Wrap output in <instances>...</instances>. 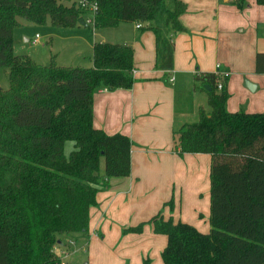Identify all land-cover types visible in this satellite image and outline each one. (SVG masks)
Instances as JSON below:
<instances>
[{
  "label": "trees",
  "instance_id": "trees-1",
  "mask_svg": "<svg viewBox=\"0 0 264 264\" xmlns=\"http://www.w3.org/2000/svg\"><path fill=\"white\" fill-rule=\"evenodd\" d=\"M88 1L98 5L99 29L140 23L152 31L156 67L168 74L174 69V37L186 30L185 2ZM88 12L77 0H0V67L9 69L10 84L0 89V264H64L57 249L67 246V237L89 232L97 194L112 178L131 175L133 142L95 127L94 95L133 87L134 48L96 42L87 68L42 65L14 51L19 17L75 27L87 23ZM257 72L264 73V53L257 55ZM220 81L213 72L195 75V89L208 93L210 110L201 108L196 122L174 133L180 156H212L210 232L166 219L162 210L124 230L141 233L152 224L155 233L167 235L164 264H264V113L229 112L228 80L221 90ZM165 206L173 210V200Z\"/></svg>",
  "mask_w": 264,
  "mask_h": 264
},
{
  "label": "crops",
  "instance_id": "crops-1",
  "mask_svg": "<svg viewBox=\"0 0 264 264\" xmlns=\"http://www.w3.org/2000/svg\"><path fill=\"white\" fill-rule=\"evenodd\" d=\"M182 1L187 5L181 15L186 30L174 37V69L169 74L156 67L152 31L136 23L99 31V42L128 44L135 50L133 87L94 95L95 127L108 134L123 133L133 142L131 175L112 178L109 189L97 194L89 232L67 237V246L57 249L66 264H144L146 258L164 264L167 235L155 233L152 224L141 233L124 232L161 210L166 219L210 232L212 156H180L174 150L175 131L196 122L201 108L210 110L208 93L195 89L196 74L215 73L220 65L230 71L227 110L264 113V73L257 72V55L264 53V3L246 0L240 8L233 0ZM191 198L195 208L182 219L183 204ZM202 199L205 209L199 205ZM170 200L173 210L165 206ZM70 240L75 244L69 245ZM68 247L71 253L64 257Z\"/></svg>",
  "mask_w": 264,
  "mask_h": 264
},
{
  "label": "rangeland",
  "instance_id": "rangeland-1",
  "mask_svg": "<svg viewBox=\"0 0 264 264\" xmlns=\"http://www.w3.org/2000/svg\"><path fill=\"white\" fill-rule=\"evenodd\" d=\"M66 3L71 4L73 2ZM18 19L21 22V26L14 33L15 53L20 56H30L42 65L56 64L58 66L92 67L93 45L101 39L99 31L114 30L99 29L92 23H87V26L72 28L54 27L50 21L40 25L22 17ZM37 36L38 41L33 42L37 39ZM9 85V69L0 67V89L5 90L9 88ZM102 166H104V161ZM199 205L205 209L207 202L202 199ZM193 208H195V203L194 199L191 198L189 203L183 204L185 215L182 216V219L183 217L186 218L188 210L192 212ZM199 221L202 225L203 218L201 217Z\"/></svg>",
  "mask_w": 264,
  "mask_h": 264
},
{
  "label": "built area",
  "instance_id": "built-area-1",
  "mask_svg": "<svg viewBox=\"0 0 264 264\" xmlns=\"http://www.w3.org/2000/svg\"><path fill=\"white\" fill-rule=\"evenodd\" d=\"M78 4L81 5L82 7H86L89 9V12L86 16V22L87 23H92L95 25V15L98 11V5L97 3L95 2H89L88 0H77ZM137 27L140 28L142 27V24L140 23H136ZM38 41V36H37V39H35L33 42H37ZM133 72H135L133 70ZM216 74H218L221 78V81L219 82V89L221 90L223 88V80H229V77H230V71L228 70H223L220 65H218L217 67V71L215 72ZM171 81H173V78L171 77L170 78ZM75 244V241L74 240H70L69 241V245H74ZM71 253V251H64L63 252V255L64 257H67L69 254ZM62 260H63V256H62ZM64 264H66L64 261H63Z\"/></svg>",
  "mask_w": 264,
  "mask_h": 264
},
{
  "label": "water",
  "instance_id": "water-1",
  "mask_svg": "<svg viewBox=\"0 0 264 264\" xmlns=\"http://www.w3.org/2000/svg\"><path fill=\"white\" fill-rule=\"evenodd\" d=\"M81 24H82L83 26H86L87 23H85V21L83 20V21L81 22ZM246 85H247V87L250 88L251 90H253V89L255 88V86H253V84H251L249 81L246 82Z\"/></svg>",
  "mask_w": 264,
  "mask_h": 264
}]
</instances>
